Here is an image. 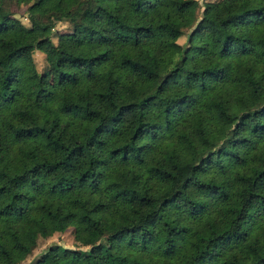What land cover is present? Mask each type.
<instances>
[{"label":"trees","instance_id":"16d2710c","mask_svg":"<svg viewBox=\"0 0 264 264\" xmlns=\"http://www.w3.org/2000/svg\"><path fill=\"white\" fill-rule=\"evenodd\" d=\"M199 6L0 0V264H264V0Z\"/></svg>","mask_w":264,"mask_h":264},{"label":"rangeland","instance_id":"374dc122","mask_svg":"<svg viewBox=\"0 0 264 264\" xmlns=\"http://www.w3.org/2000/svg\"><path fill=\"white\" fill-rule=\"evenodd\" d=\"M199 2V9L197 10V19L200 18V12L202 9V5L205 1H216V0H197ZM11 13L12 15L19 19L24 25L30 27L33 24H38L40 26L45 27L48 23L47 21L42 17H40L38 14L33 13L34 11L30 10L29 6H23V7H11ZM53 28L50 33V38L54 43H57V40L59 36L65 35V34H71L72 33V24L68 20H60V21H53ZM190 31L188 29H184L182 31V35L177 39V42L183 47H187V38ZM32 60H33V66L39 76L43 75L45 73V55L39 51H35L32 54ZM61 245L64 247H70L77 249L76 243L74 241L73 236V229L68 228L66 231L61 233H55L52 236L48 238H39L37 241L36 246L33 248V250L28 254L25 259H23L20 264H27L29 262H32L40 257V255L43 253L44 250H46L51 245ZM79 249H85V248H79Z\"/></svg>","mask_w":264,"mask_h":264}]
</instances>
